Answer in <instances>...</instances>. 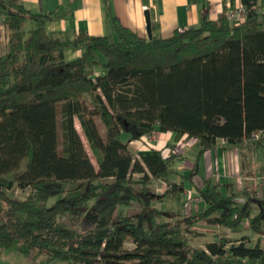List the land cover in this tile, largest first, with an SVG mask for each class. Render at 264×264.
<instances>
[{"label":"trees","instance_id":"16d2710c","mask_svg":"<svg viewBox=\"0 0 264 264\" xmlns=\"http://www.w3.org/2000/svg\"><path fill=\"white\" fill-rule=\"evenodd\" d=\"M239 3L237 24L222 11L147 40L112 19L115 39L78 32L69 40L47 34L46 16L0 0V250L16 245L46 264H264V200L206 181L197 191L204 208L184 217L182 182L191 174L172 170L171 156L128 145L151 132L195 140L200 152L217 139L260 143L250 136L264 130V0ZM68 50L79 57L66 61ZM159 184L173 210L156 208ZM84 215L92 227L65 221ZM243 222L256 236L251 247L247 235L192 236L200 223L220 231Z\"/></svg>","mask_w":264,"mask_h":264},{"label":"crops","instance_id":"0c3cea01","mask_svg":"<svg viewBox=\"0 0 264 264\" xmlns=\"http://www.w3.org/2000/svg\"><path fill=\"white\" fill-rule=\"evenodd\" d=\"M16 2L31 14L47 17L45 29L50 37L58 39L67 37L69 40L78 32L92 37L107 36L115 39L112 19L135 33L137 37L146 39L144 11L148 12L151 37L167 39L176 29L196 28L203 15L215 20L222 11L226 13L241 8L239 0H16ZM260 11L264 13V8ZM5 33L0 25V54L4 49ZM78 57L77 50L65 52L66 61ZM125 139L126 137L123 138ZM142 140L143 138L140 142L128 143L135 154L148 150L159 151L163 157H172L170 164L172 170L185 178L191 174L189 181L182 182L184 217L204 208L197 191L202 189L206 181L218 185L222 192L232 190L238 193L241 187H248L253 191L254 198L264 200V140L254 146L246 144L236 148L217 139L211 148L201 152L197 141L186 139L184 136L179 141H174L171 134L157 133L147 144ZM164 190L163 184L155 188V193L161 197L157 203L168 204L169 209L166 211L173 210V203L162 196ZM186 192L189 193L188 196ZM237 200L240 198L234 200L236 204ZM192 203L197 207L189 209ZM262 223L264 226V222ZM212 229L204 223L194 228L201 233L211 232ZM240 230L246 231V228ZM247 236L251 241V237Z\"/></svg>","mask_w":264,"mask_h":264},{"label":"rangeland","instance_id":"374dc122","mask_svg":"<svg viewBox=\"0 0 264 264\" xmlns=\"http://www.w3.org/2000/svg\"><path fill=\"white\" fill-rule=\"evenodd\" d=\"M26 26H28V24H26ZM29 27V26H28ZM27 29V27L25 28ZM4 38H5V35H4ZM99 71H96V73L98 74ZM97 124V128L99 130V133H100V136L103 138L104 137V130H103V127L102 125L100 124V122H96ZM74 128L77 131H79V128H78V124L76 121H74ZM58 141H59V127H58ZM78 133V132H77ZM79 133H81L79 131ZM78 133V135H79ZM80 136V135H79ZM84 147L86 148V144H85V141L80 137ZM141 140V139H140ZM140 140H138L140 142ZM89 155V153H88ZM89 158L91 160V163L95 166L91 156L89 155ZM12 193H13V196H16V197H19V198H23L25 195H26V191L24 192H20L18 189H15L13 188L12 189ZM158 194V193H157ZM159 195V194H158ZM186 195L188 196L189 193L186 192ZM241 200V199H240ZM53 200H50V202H52ZM156 208H158L161 212H165L167 209H169L168 207V204H162L160 205L159 203H156ZM197 207L195 203H192V206L189 207V209H191L192 207ZM123 210H125L124 208H118L116 210V213H115V218H118L119 216H122L124 213H123ZM256 211L258 212V209L255 208L252 210V215H256ZM264 219H262V222ZM66 222H71L70 225H71V228L73 229H77V230H81L83 229V227H86V228H90L93 226V223L89 220H86V215H84V217L82 219H78V220H74V221H69L67 219H65ZM198 226V225H197ZM196 226V227H197ZM262 226H263V223H262ZM200 228H204L203 226H200ZM211 228V227H210ZM244 228H247V225L246 223H244V226L243 228L240 227V229H244ZM240 229H236V230H220L218 231L217 229H212L211 231L213 232H219L220 235H223L224 237H227L229 239H237L241 236H245V235H249L252 239L249 244L248 242V246L251 247L253 244H254V241L256 239V236L252 235L251 233H249L246 229V231H243V230H240ZM202 233L201 232H194L192 234L193 237H197L199 235H201ZM205 241H211L213 240V238L207 234L204 238ZM201 245V242H198V245ZM195 246V244H194ZM133 247V245L129 242L125 243L123 245V249H131ZM0 264H46L44 262V257L43 256H35L33 254L31 255H28V256H23V255H20L18 253V248L16 245H13L11 247H9L8 249H4V250H0ZM48 264H63V263H60V262H50ZM127 264V263H125Z\"/></svg>","mask_w":264,"mask_h":264},{"label":"built area","instance_id":"2783aa9c","mask_svg":"<svg viewBox=\"0 0 264 264\" xmlns=\"http://www.w3.org/2000/svg\"><path fill=\"white\" fill-rule=\"evenodd\" d=\"M243 16H244V11H243L242 8H238V9H235L233 11H227L225 13L226 19L228 21H230V22L235 23V24L241 22L242 19H243ZM184 31L185 30H183V29H176V32H178V33H182ZM93 76H97V74L93 73ZM156 134H157L156 132H151V133H149L147 135H144L142 137L143 138L142 142H144V143L146 142V144H147V142H150L152 139H154ZM263 140H264V130L258 131V132L254 133V134H252L250 136V141L253 142V143L260 142V141H263ZM236 181H237V183L239 182L238 179ZM236 202H237L238 205L242 204V200H237ZM244 223L245 222L240 224L241 228H243ZM262 246H264V242L262 243Z\"/></svg>","mask_w":264,"mask_h":264},{"label":"water","instance_id":"95a60500","mask_svg":"<svg viewBox=\"0 0 264 264\" xmlns=\"http://www.w3.org/2000/svg\"><path fill=\"white\" fill-rule=\"evenodd\" d=\"M143 18H144V24H145L146 39L150 40L152 37L150 35V23H149V17H148L147 11H144Z\"/></svg>","mask_w":264,"mask_h":264}]
</instances>
